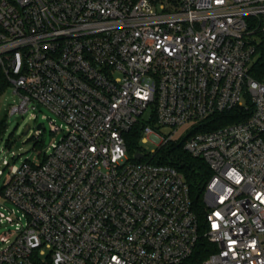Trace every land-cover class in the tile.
Wrapping results in <instances>:
<instances>
[{"label":"built area","instance_id":"1","mask_svg":"<svg viewBox=\"0 0 264 264\" xmlns=\"http://www.w3.org/2000/svg\"><path fill=\"white\" fill-rule=\"evenodd\" d=\"M261 48L264 0H0L8 113L45 107L66 123L0 189V264H189L201 239L209 254L193 264H264ZM235 109L243 119L200 130ZM141 120V141L185 138L209 165L203 222L159 149L130 159Z\"/></svg>","mask_w":264,"mask_h":264},{"label":"rangeland","instance_id":"2","mask_svg":"<svg viewBox=\"0 0 264 264\" xmlns=\"http://www.w3.org/2000/svg\"><path fill=\"white\" fill-rule=\"evenodd\" d=\"M262 51L263 49L261 48L255 54L251 63L252 66L256 63L258 57L262 55ZM0 73L4 75L2 70H0ZM15 98L13 88L9 84L0 96V112L1 115L6 118L7 124L6 130L0 140V189L9 176L12 165H14L13 168L16 170L21 162L26 159H30L34 165H38L41 156L48 150L51 142L54 139L62 138L66 133V123L45 107H41V111L30 110L25 113L17 112L13 115L9 114L8 108L14 103ZM150 113V110H148L145 116H149ZM39 123L43 124L42 130L37 128ZM186 127L187 125L183 128ZM37 136L39 137L38 142H36ZM139 144L146 152L159 149L157 142L150 137H148L147 142L140 140ZM12 152L17 155V159H12L11 164L5 166L2 163V157L4 154L11 157ZM0 202L4 205H9V201L3 197H0ZM1 211L0 218L11 217L8 211L3 209H1ZM11 219H14V217L12 216ZM9 229H11L10 222L6 220L5 224L0 225V238H2ZM0 243H3L1 239Z\"/></svg>","mask_w":264,"mask_h":264},{"label":"trees","instance_id":"3","mask_svg":"<svg viewBox=\"0 0 264 264\" xmlns=\"http://www.w3.org/2000/svg\"><path fill=\"white\" fill-rule=\"evenodd\" d=\"M251 73L255 78H260L264 75V48L262 55L258 57L256 63L251 67ZM9 81L5 75L0 73V96L8 87ZM244 114L238 110H231L224 114H216L207 123L206 127L200 130H212L220 126L237 122L243 119ZM145 123L139 121L131 130L125 133V139L129 157L135 160L134 155L142 150L140 140L143 135ZM6 118L0 112V140L6 130ZM185 138L176 142H167L158 151L154 161L162 164L174 166L183 173L189 185L190 195L193 207L198 214L201 222L205 218L204 210V187L213 175L209 165L200 157L193 156L183 148ZM209 243L201 239L198 243L196 254L189 260V264L198 263L209 254Z\"/></svg>","mask_w":264,"mask_h":264},{"label":"water","instance_id":"4","mask_svg":"<svg viewBox=\"0 0 264 264\" xmlns=\"http://www.w3.org/2000/svg\"><path fill=\"white\" fill-rule=\"evenodd\" d=\"M42 128V125L41 124H39L38 125V129H41ZM142 156H143V154L142 153H137L136 155H135V157L137 158V159H140V158H142Z\"/></svg>","mask_w":264,"mask_h":264}]
</instances>
